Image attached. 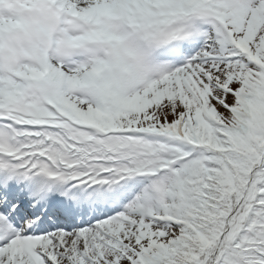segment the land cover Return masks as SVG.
I'll use <instances>...</instances> for the list:
<instances>
[{"label":"snow or ice","instance_id":"obj_1","mask_svg":"<svg viewBox=\"0 0 264 264\" xmlns=\"http://www.w3.org/2000/svg\"><path fill=\"white\" fill-rule=\"evenodd\" d=\"M0 264H264V0H0Z\"/></svg>","mask_w":264,"mask_h":264}]
</instances>
